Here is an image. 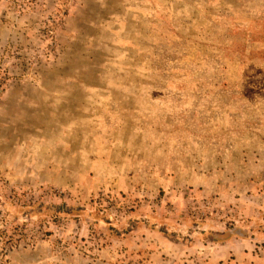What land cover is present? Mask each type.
Here are the masks:
<instances>
[{"label": "rangeland", "instance_id": "obj_1", "mask_svg": "<svg viewBox=\"0 0 264 264\" xmlns=\"http://www.w3.org/2000/svg\"><path fill=\"white\" fill-rule=\"evenodd\" d=\"M0 264H264V0H0Z\"/></svg>", "mask_w": 264, "mask_h": 264}]
</instances>
